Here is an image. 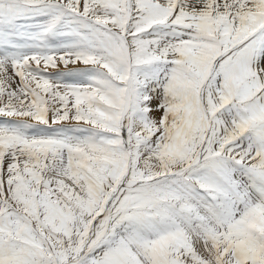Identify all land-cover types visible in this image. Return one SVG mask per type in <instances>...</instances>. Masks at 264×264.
<instances>
[{
	"label": "snow or ice",
	"instance_id": "obj_1",
	"mask_svg": "<svg viewBox=\"0 0 264 264\" xmlns=\"http://www.w3.org/2000/svg\"><path fill=\"white\" fill-rule=\"evenodd\" d=\"M0 264H264V0H0Z\"/></svg>",
	"mask_w": 264,
	"mask_h": 264
}]
</instances>
